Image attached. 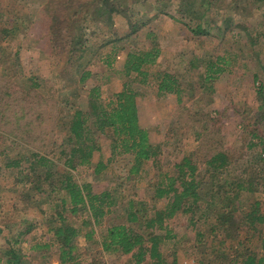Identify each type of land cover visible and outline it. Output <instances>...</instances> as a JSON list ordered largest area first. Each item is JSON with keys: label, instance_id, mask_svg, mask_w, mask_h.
<instances>
[{"label": "rangeland", "instance_id": "rangeland-1", "mask_svg": "<svg viewBox=\"0 0 264 264\" xmlns=\"http://www.w3.org/2000/svg\"><path fill=\"white\" fill-rule=\"evenodd\" d=\"M83 1L0 0V223L7 226L0 235V256L6 237L29 225L33 227L26 239L46 242L43 219L50 217L65 191L52 190L51 179L42 182L45 169L37 168L34 173L26 158L39 151L50 157V169L66 170L62 153L66 144H61L65 124L76 106L87 105V91L94 85L101 86L104 104L125 84L138 91L140 124L149 129L160 153L131 174L133 155L113 154L112 129L102 134L89 119L91 136L97 139L100 150L94 152L92 164L78 165L71 172L80 183H91L93 192L110 190L116 204L100 223L84 227L75 240L79 247L76 258L69 264H88L93 255L106 264H135L131 253L103 251L107 227L126 220V203L131 198L145 203L149 213L162 208L166 200L154 199L155 184L165 175H174L175 164L185 156L204 173L213 152H228L233 158L226 179L255 175L264 168L259 157L262 144L250 133L256 127L254 115L264 97L257 94V86H264V0H123L120 3L131 20L146 24L132 34L126 16L92 1L85 18L75 24L82 29L83 45L94 52L89 66L93 74L77 85L86 92L78 93L74 82L77 74L68 60L69 44L55 26L58 28L61 21L63 32L70 22L69 8L77 9ZM160 9L166 13L153 17ZM200 25L207 32L197 31ZM155 44L160 56L155 63L144 65L150 76L147 83H141L139 76L125 72L127 53ZM74 45L80 47L77 40ZM217 67L222 71L205 79L214 75ZM164 72L177 78L179 92H159L157 74ZM257 125L259 135H264L263 126ZM251 137L257 143L253 147L248 144ZM17 156L25 157L20 170L6 166ZM99 161L106 167L96 174L93 167ZM27 173H31V180L40 175L36 183L41 191L28 180ZM203 175L201 192L205 193L211 183L208 174ZM240 199L244 205L259 199L264 208V191H244ZM216 208L208 217L199 213L194 223L191 213H178L169 219L171 235L162 242L163 253L170 258L175 253L178 264H216L221 254L211 246L213 234L209 237ZM91 227L95 232L89 237ZM198 231L204 232L203 240L209 238L201 247ZM49 239L54 244L34 251L28 249V240L21 244L32 257L24 264H60L59 245L52 234ZM226 245L235 246L231 240Z\"/></svg>", "mask_w": 264, "mask_h": 264}, {"label": "trees", "instance_id": "trees-1", "mask_svg": "<svg viewBox=\"0 0 264 264\" xmlns=\"http://www.w3.org/2000/svg\"><path fill=\"white\" fill-rule=\"evenodd\" d=\"M92 1H97V4L100 3L109 12L126 16L130 24L129 34L137 32L146 25L145 22L131 20L128 11L122 6L123 3H120L123 0H86L80 2L77 9L69 8L70 13L67 16L70 22L67 23L66 29L61 32L60 21L56 24L58 28L55 26V30L59 31V36L63 37L64 43L69 44L68 60L77 74L74 82L78 93L86 92V90L78 88L77 85L84 84L87 78L93 74L89 66L93 63L94 52L83 45L82 29L79 26L75 27V24L81 23V20L85 18L88 13L87 9L89 10L90 5L93 4ZM80 12L82 15L79 17ZM160 13H166V11L160 9L153 14V17ZM54 18H56L55 13L51 16L53 23ZM197 31L207 32L202 25ZM75 40L80 44L79 48L74 45ZM160 51L156 44L149 49L129 51L125 62V72L136 74L140 77L139 82L147 83L150 72L144 68V65L155 63L160 56ZM220 71L222 68L217 67L213 70L214 75H206L205 79H211ZM157 78H159V92H179L178 80L174 75L164 72L157 74ZM263 87L262 83L257 86V94L261 98L264 95ZM137 93L138 91L125 84L121 91L114 93L113 98L104 104L100 85H94L87 91V105L76 106L65 124V137L61 144H66L62 150L65 155L66 170L50 169L49 164L52 163L50 157L39 153V151L26 158L34 173L37 172V168L45 169L42 182L51 179L52 190L64 189L65 194L53 207L54 211L50 213V217L43 219L44 225L45 223L47 225L44 233L46 242L40 244L26 239L33 227V225H29L13 234L12 237H6L0 264H24L32 257L23 250L21 244L28 240L30 251L48 248L54 244L53 241H49L51 234L59 245V263L69 264L76 258V251L79 247L75 240L84 232V227L97 225L107 214L111 213L112 207L116 204L113 193L110 190L93 192L91 183H80L71 172L78 165L92 164L94 152L100 150L97 139L91 136L93 129L88 123L90 118H92V127L102 134L106 132L107 128L112 129L113 154L131 153L133 155L131 174L138 173L145 160L158 156L160 145L151 141L149 129L141 126L139 121ZM254 116V126L256 127H253L250 133L252 137H257L260 140L262 148L259 157L264 161V135H259V130H257L259 129L257 124H261L264 132V97ZM47 132L49 131L45 133ZM252 137L248 141L249 147L257 144L253 142ZM232 158L226 151L213 152L206 160L204 173L199 172V166L191 157L182 158L175 164L176 173L174 175H165L155 184L154 199H165L166 204L162 208L154 209L153 213H149L145 203L129 199L126 203V220L107 227V233L102 243L103 251L131 253L135 264L143 262H145L144 264H178L175 253L170 258V255L166 256L161 250L162 242L171 235L167 221L178 213H191L190 219L194 223L199 213L200 217H208V212L217 207L215 222L211 223L209 229V237L213 234L211 246L221 254L220 257L218 256L216 264H264L263 202L257 199L244 205L240 199L241 193L244 191L251 194L264 191V168L256 172L255 175L241 174L236 178L226 179L225 177L228 176L226 172ZM24 159L25 157H13L6 163V166L19 167L18 170H20ZM105 167L106 164L99 161L93 167V172L97 174ZM203 174H208L211 183L208 189L210 191L205 193L201 192L203 184H205ZM30 175L31 173H27L25 176L38 188L36 190L41 191V185L36 183L41 180L40 175L33 180ZM83 214H88V216L84 217ZM135 225L137 229H135ZM6 227L0 223V235L4 234ZM157 229L164 230L165 233H160ZM94 232V227H91L90 231H87V235L90 237ZM197 236L200 247L209 242L207 237L206 240H203L204 232L198 231ZM228 240H231L235 245L234 247L229 246L234 249L232 251H228L229 247L226 245ZM88 264H106V262L93 255V261Z\"/></svg>", "mask_w": 264, "mask_h": 264}]
</instances>
